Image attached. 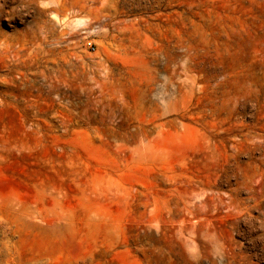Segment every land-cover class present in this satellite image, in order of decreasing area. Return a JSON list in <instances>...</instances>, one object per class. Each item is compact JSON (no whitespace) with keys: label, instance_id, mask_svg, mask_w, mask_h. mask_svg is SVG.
Segmentation results:
<instances>
[{"label":"rangeland","instance_id":"obj_1","mask_svg":"<svg viewBox=\"0 0 264 264\" xmlns=\"http://www.w3.org/2000/svg\"><path fill=\"white\" fill-rule=\"evenodd\" d=\"M0 264H264V0H0Z\"/></svg>","mask_w":264,"mask_h":264},{"label":"bare ground","instance_id":"obj_2","mask_svg":"<svg viewBox=\"0 0 264 264\" xmlns=\"http://www.w3.org/2000/svg\"><path fill=\"white\" fill-rule=\"evenodd\" d=\"M35 1V0H34ZM46 2L48 1V0H45ZM52 1V0H51ZM46 4V3H45ZM41 5H43V4H41ZM59 5V4H58ZM57 5V6H58ZM86 26V22L84 21V20H80V19H78V20H76L75 22H74V27H76V28H79V27H85ZM72 30V29H71ZM74 30V29H73Z\"/></svg>","mask_w":264,"mask_h":264},{"label":"built area","instance_id":"obj_3","mask_svg":"<svg viewBox=\"0 0 264 264\" xmlns=\"http://www.w3.org/2000/svg\"><path fill=\"white\" fill-rule=\"evenodd\" d=\"M87 47H88L91 51H94V49H93L91 43L88 42V43H87Z\"/></svg>","mask_w":264,"mask_h":264}]
</instances>
